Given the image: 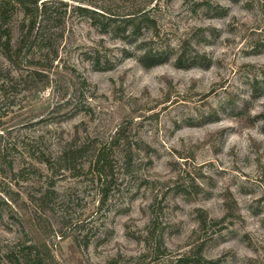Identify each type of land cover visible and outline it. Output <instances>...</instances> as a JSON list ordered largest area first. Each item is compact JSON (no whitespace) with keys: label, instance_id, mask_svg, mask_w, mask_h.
Masks as SVG:
<instances>
[{"label":"rangeland","instance_id":"rangeland-1","mask_svg":"<svg viewBox=\"0 0 264 264\" xmlns=\"http://www.w3.org/2000/svg\"><path fill=\"white\" fill-rule=\"evenodd\" d=\"M43 1L57 9L33 49L46 81L17 85L16 71L8 80L0 53V253L32 239L48 245L51 264H176L204 244L206 259L264 264V89L252 92L264 77V0H83L118 15L150 11L155 47L189 43L187 68L172 57L150 70L110 28L103 35L73 13L77 2ZM208 1L227 14L197 7ZM10 14L16 42L23 14ZM74 97L83 109L63 120ZM81 144L90 152L78 173L58 172L61 149ZM103 147L112 170L100 179L88 161ZM227 207L235 218L215 227Z\"/></svg>","mask_w":264,"mask_h":264},{"label":"trees","instance_id":"trees-1","mask_svg":"<svg viewBox=\"0 0 264 264\" xmlns=\"http://www.w3.org/2000/svg\"><path fill=\"white\" fill-rule=\"evenodd\" d=\"M73 1L78 3L73 7V13L89 20L92 26L100 28V32L103 35H105L110 28L116 39L124 42L125 45L133 47L135 58L145 70H150L156 66L167 63L172 57H175V65L177 68H187L186 66L188 65L185 64V58L189 43L184 42L179 46L178 50L171 49L170 47H155V42L160 39V31L156 24L157 21L153 17H150V11L142 9L127 15H118V13L109 9H100V11H96L84 7L81 5L83 4V0ZM13 5L18 7L23 14L16 42L13 39V32L10 27V9ZM62 5L65 7L67 6V4L63 3ZM213 5L214 4L208 1L198 3L197 7L206 10L207 13L212 15L213 19L224 17L227 14V10L224 7L220 5H215V7H213ZM97 9L99 10V8ZM55 10L57 9L49 8L47 3L43 0H0V53L5 62L9 65V69H6V71L0 67V77L2 76L1 72L5 71V77H7L8 80H15L14 71L19 72L21 73V77L18 76L19 82L17 85L19 83L25 84L27 87L31 88L37 86L40 82L46 81V77L41 71L33 69V49L40 50V48H43L44 38L42 37V32L45 27L53 21L52 17L55 15ZM121 23H123V25H120ZM200 31H203V29H200ZM130 55L131 57L133 56L131 53ZM85 56H87V60L91 62L95 70H102L101 66L103 63L99 58V52L91 51L86 53ZM198 57L199 55L192 59L189 66L197 65L199 62ZM261 79V82L258 81L257 78L252 81L253 97L256 96L261 89H264V77H261ZM80 84L82 89L87 83L84 81ZM78 98H80V96H78ZM63 106L69 108L68 113L60 115L63 120L74 117L83 109V106L78 104L77 98L75 97L66 101ZM122 135V131H119L113 140L118 141ZM89 152L90 147L86 144L74 146L65 145L57 157V171H71L74 174L78 173L79 162L82 163L85 161V159H87L86 155H88ZM0 158L3 163L6 162L4 156H0ZM39 161L45 164L49 169H54V163L44 154L40 155ZM88 162L89 168L96 171L100 179L105 178L107 172L112 170L110 153L105 147L96 149ZM49 194H51V192L47 193L40 202L42 203L44 200H48ZM106 195L107 193L105 191V198ZM7 198L9 202L14 201L8 195ZM7 202L8 201H4L6 205L8 204ZM203 213L204 214L198 219L199 229L201 230H204L208 223V215L205 212ZM224 214L222 219L211 220V223L215 227L223 228L224 224H226L230 218H235L230 207L225 208ZM203 251L204 244L198 245L178 259L176 264L223 263V259H206L203 255ZM0 254V258L5 260L7 264H51V262L55 261L53 253L45 242H33L32 239H27L18 246H10Z\"/></svg>","mask_w":264,"mask_h":264}]
</instances>
